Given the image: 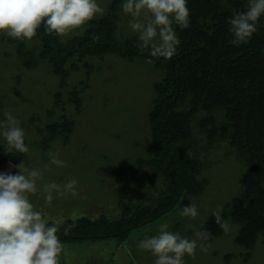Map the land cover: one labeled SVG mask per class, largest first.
I'll return each instance as SVG.
<instances>
[{
    "label": "trees",
    "instance_id": "16d2710c",
    "mask_svg": "<svg viewBox=\"0 0 264 264\" xmlns=\"http://www.w3.org/2000/svg\"><path fill=\"white\" fill-rule=\"evenodd\" d=\"M118 4L119 0H111L104 16L94 18L70 38L49 34L43 26L33 38L40 44L28 45L27 41L5 33L2 36L4 42L14 46L23 67L46 64L60 80L40 140L43 146L56 138L67 143L74 121L66 109L73 105L76 112L80 111V86L88 85L94 67L107 54L129 61L139 59L160 75L153 85L148 113L147 155L136 160L151 172L148 189L141 193L140 202L123 206L115 218L104 214L96 218L79 216L62 222L49 220V225L59 223L58 236L64 248L108 240L123 243L131 233L158 222L175 209H183L189 198L200 194L207 184V179L201 177V155L194 154L195 133L201 134L199 140H206L204 145L199 144L201 147H212L223 140L245 162L246 170L240 179L242 194L223 207L222 219L240 225L234 242L246 249L248 257L259 237L264 243V15L249 42L234 46L230 43L234 37L229 21L246 11L248 1L188 0L190 25L181 29L173 24L180 44L177 53L165 59L152 57L150 47L142 49V42L135 35L118 37ZM79 68L84 73L81 84L74 82L67 91L65 104L59 106L66 79ZM56 109L61 114L54 119ZM5 147L6 141L2 140L0 164L24 158V153H8ZM160 178L164 185L153 196L151 188ZM69 226L65 235L64 229ZM201 231L211 233L207 239L211 240L221 235L223 229L211 214Z\"/></svg>",
    "mask_w": 264,
    "mask_h": 264
},
{
    "label": "rangeland",
    "instance_id": "374dc122",
    "mask_svg": "<svg viewBox=\"0 0 264 264\" xmlns=\"http://www.w3.org/2000/svg\"><path fill=\"white\" fill-rule=\"evenodd\" d=\"M110 2L97 0L106 11ZM124 2L119 0L118 4V37L122 39L135 35L140 41L139 34L129 27L133 18L122 10ZM76 32L65 37L70 38ZM2 36L3 32H0V122L5 120L6 112L19 119L29 151L18 161L0 164V173H19L15 165L21 161L26 168L42 172L43 179L37 181L39 191L30 195L29 199L47 221L62 222L66 218L79 216L96 218L100 214L115 218L123 206L140 202L141 193L148 189L151 172L138 165L136 160L147 155L146 146L150 139L148 113L154 96L153 85L160 75L139 59L129 61L113 54L104 56L103 61L94 67L86 87L80 83L83 68L72 72L66 79L61 104L58 105L65 104L67 91L77 81L83 91L80 94V111L76 112L73 105L66 109V114L74 121L66 144L61 138H56L43 146L40 140L44 136L48 110L54 103L60 80L46 64L39 63L31 69L23 67L14 46L4 42ZM27 43L40 44V41L32 39ZM60 114L61 111L56 109L52 118L57 119ZM3 130L0 128V142L4 140ZM193 135L196 138L192 143L193 149L197 151L194 154L201 155L204 164L201 177L207 179L204 190L189 198L188 205H197L198 215L195 218L181 216L182 209H175L158 222L131 233L123 243L108 240L67 245L61 262L155 264L156 257L150 251L139 249L142 239L157 235L160 225L164 223L168 224L169 231L179 232L190 240L196 239L193 230L201 231L217 205L225 207L232 198L241 196L243 187L240 179L246 170L245 162L233 148L226 145L227 142L218 140L212 147L203 148L200 145H204L206 140H199L201 134ZM50 153H58L56 158L64 161V165L53 164ZM73 179L78 182L77 196L73 197L70 193L60 196L54 191L51 203L45 200V183L55 182L63 188ZM163 185L162 178L158 179L151 188L153 196H157ZM226 221L230 225L229 231L223 230L221 235L211 240H198L195 257L186 254L184 264H264L262 239H257L246 257V249L234 242L240 225L230 219ZM201 243L207 247L206 252L200 250Z\"/></svg>",
    "mask_w": 264,
    "mask_h": 264
},
{
    "label": "clouds",
    "instance_id": "9594fccd",
    "mask_svg": "<svg viewBox=\"0 0 264 264\" xmlns=\"http://www.w3.org/2000/svg\"><path fill=\"white\" fill-rule=\"evenodd\" d=\"M187 3L188 0H125L122 10L133 18L129 27L139 34L141 48L150 47L152 57L171 59L180 44L173 24L181 29L190 25ZM105 14L106 9L97 0H0V32L13 39L31 41L43 26L47 33L63 38L83 30L88 22ZM262 15L264 0H248L246 11L235 14L229 21V30L234 37L230 43L234 46L248 43L258 31L257 24ZM93 39L98 37L93 36ZM4 115L0 128L4 129L6 152L27 153L29 148L25 144L21 121L10 113ZM49 155L53 164L64 165V161L56 158L58 153ZM15 167L19 169L17 174L0 173V264H61L64 245L58 236L60 225L56 222L49 225L29 199L39 191L37 181L43 179L42 172L26 168L23 161ZM77 183L75 179L70 180L63 188L55 182L45 183V200L50 204L54 191L60 196L69 193L77 196ZM222 214V205L212 211L217 224L228 232L230 225L222 219ZM180 215L195 218L197 205L185 206ZM70 227H65V235ZM168 228V224H161L157 235L146 236L139 242V249L150 251L156 257L155 264H184L186 254L195 257L197 241L211 236V233L194 229L196 239L190 240ZM199 248L202 252L207 251L203 243Z\"/></svg>",
    "mask_w": 264,
    "mask_h": 264
}]
</instances>
